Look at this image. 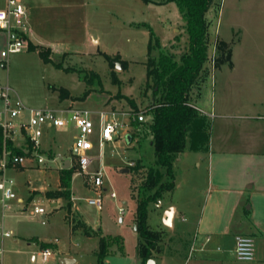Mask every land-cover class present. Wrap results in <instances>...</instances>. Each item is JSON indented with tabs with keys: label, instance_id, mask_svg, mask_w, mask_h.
Here are the masks:
<instances>
[{
	"label": "rangeland",
	"instance_id": "obj_1",
	"mask_svg": "<svg viewBox=\"0 0 264 264\" xmlns=\"http://www.w3.org/2000/svg\"><path fill=\"white\" fill-rule=\"evenodd\" d=\"M23 2L29 11L32 12L33 8L37 14V27L33 24L37 34L35 45L46 51L51 47L53 59V62H44L38 50L29 49V43H33L30 41L20 52L10 54L7 67H0L1 83H8L26 107L57 108L71 102L93 111L91 117L97 125L96 112L101 109L116 110L122 117L127 116L123 112L145 111L154 99L153 90L146 85L151 32L137 24H149L160 41V47L177 58L188 50L186 22L173 1ZM2 3L0 0V7ZM207 20L209 60L192 86L190 96L207 115L199 116L200 120L204 119L199 133L196 125L191 127L185 151L175 160V189L164 194L160 200L162 206L155 202L149 205L148 224L153 229L163 225V208L171 202L179 208L176 229L187 226L191 232L201 215L224 223L226 207L222 209L220 203L229 201L227 197H232L233 193L214 188L209 182L210 174L222 187L247 191L248 196L243 200L246 204L237 211L235 223L246 219V208L253 202L264 226V195L250 196L249 190L252 189L248 188L253 181L257 188L264 186V0H215ZM5 47L6 36L0 32V56ZM228 52L231 53L230 60ZM158 53L157 48L152 54L158 56ZM106 55H119L121 59L114 58L110 64ZM54 62L62 64V67H57ZM112 73L118 82L113 81ZM61 88L67 89L70 97L62 98ZM87 90L90 93L86 99L78 98ZM126 97L132 98L136 105ZM138 129L133 124L129 128L131 135L134 134L130 143L124 136L106 143L103 160L96 158L89 168L92 172L102 165L104 167L103 187L106 191L101 206L89 202V198L97 195L88 174L74 171L72 190L83 218L95 229L100 228L104 235L123 238V251L118 245H113V252L104 264L140 262L137 250L140 238L136 229L138 202L131 192L139 174L135 177L133 169L139 162L144 165L152 163L156 156L151 138ZM77 133L73 123L64 128L44 126L40 152L47 159L52 154L61 153L59 161L72 159L75 162L72 146ZM92 141L91 155L97 157V132ZM23 147L26 148L27 143H23ZM126 168L128 170L123 171ZM40 169L8 167L0 173V180L3 176L14 180L17 195L8 201L10 207L5 212L0 203V247L4 248L0 263L42 264L38 245L44 240L52 245L46 247L51 249L46 264H59L60 256H72L69 258L77 260L74 264H98V237L88 238L81 230L72 232L66 218L68 206L64 197V206L59 207H53L51 200L39 192L29 200L31 193L41 186L48 189L58 186L57 169ZM189 178L190 182L186 184L184 179ZM112 191L117 193L116 198L110 196ZM20 196L25 200L23 204L18 202ZM71 203L74 205L73 196ZM36 204L45 208V216L33 212ZM120 207H123V213ZM183 212L187 219L182 218ZM2 231H11L12 236H3ZM177 234L172 239H179ZM251 236L255 243L256 261L260 254H264V235L257 232ZM34 255L37 256L36 261L33 260ZM260 264H264V260Z\"/></svg>",
	"mask_w": 264,
	"mask_h": 264
},
{
	"label": "trees",
	"instance_id": "obj_2",
	"mask_svg": "<svg viewBox=\"0 0 264 264\" xmlns=\"http://www.w3.org/2000/svg\"><path fill=\"white\" fill-rule=\"evenodd\" d=\"M145 2L166 3L175 2L186 22L189 46L188 50L177 58L173 53L160 47V41L155 35L152 27L147 23L137 24L138 27L145 26L151 32L148 48L147 65V88L153 90L154 99L145 111V121H133L132 124L143 131L151 138V143L155 151V160L148 165L136 163L133 171L139 174V178L134 180L132 196L137 200L136 229L139 234L138 255L142 259V264H146L148 259L155 257V251L163 239V233L153 230L148 224V208L152 202L158 203L166 192L173 191L176 187V172L174 169L175 160L183 153L186 147L187 136L193 125H196L197 133L200 132L204 119L203 116L191 103L192 86L201 76L205 65L209 60V23L207 14L213 6L215 0H143ZM224 44V43H223ZM50 48V47H49ZM159 49L158 56L152 53ZM30 50H38L44 62H53L51 48L43 50L42 47L29 43ZM230 52L227 53L230 60ZM109 63L113 64L114 58L106 55ZM231 63V62H230ZM57 67L62 64L55 63ZM232 64V63H231ZM70 70V68H65ZM113 81L119 79L112 73ZM88 76H86L87 79ZM93 76L88 78L92 80ZM90 91L87 90L80 99H86ZM62 98L70 97L67 89L61 88ZM121 97L124 95L119 94ZM132 105L135 101L126 97ZM196 104V103H195ZM200 123V125H199ZM201 126V127H200ZM138 134V133H137ZM134 134H132V139ZM31 143L32 146H29ZM9 148L16 153H29L35 147L32 142L27 141V147H15L12 141L7 142ZM4 149V134L0 127V154ZM75 168L73 166L60 170L61 188L58 191L48 193L50 196L64 197L67 200L68 216H71L72 199V179ZM54 194V195H53ZM73 228L82 227L84 234L98 237V249L96 251L98 264H104L106 258L113 252L111 247L118 245L123 251V238L121 236L104 235L101 230H94L81 219L73 217ZM43 248L51 247V243L42 242Z\"/></svg>",
	"mask_w": 264,
	"mask_h": 264
},
{
	"label": "built area",
	"instance_id": "obj_3",
	"mask_svg": "<svg viewBox=\"0 0 264 264\" xmlns=\"http://www.w3.org/2000/svg\"><path fill=\"white\" fill-rule=\"evenodd\" d=\"M2 2L4 5L0 7V32L6 36V47L1 51L0 67H7L10 54L20 52L30 42L31 26L23 0H2ZM0 103V127L4 134V149L0 154V172L4 173L8 167H26L32 160H38L39 163L44 162L45 156L39 153L44 126L64 128L73 123L78 130L72 146L76 161L73 162L70 159V163L78 173L88 174L90 185L97 195L89 198V202L97 206L102 205L103 193L106 191V188L103 187L104 167L102 165L99 169L90 172V166L96 158L103 160L106 143L113 142L130 133L129 128L133 121L142 122L146 119V110L134 114L123 112L127 116L122 117L121 113L116 110L101 109L96 112L98 115L97 125L91 117L93 111L72 104L57 108L26 107L8 83L0 84ZM191 105L202 115H207V112L197 104L191 103ZM96 132L99 146L97 157L91 155L94 148L92 136ZM28 140L33 143L35 149L24 154L13 152L7 144L8 141H12L15 147H23V143H27ZM0 191V203L5 212L10 207L8 201L17 196L14 191V180L3 176L0 180ZM110 196L116 198L117 193L112 191ZM33 212L43 215L46 213L45 208L37 204L34 206ZM120 212H124L123 207H120ZM1 233L5 237L12 236L11 231H2ZM207 240L210 238L208 237ZM194 250L193 245L190 253L192 254ZM234 251L238 260L254 261L256 248L253 237L247 234H237ZM50 254L51 249L49 248L39 251L42 264L49 261ZM3 255L4 248L0 247V259L3 258Z\"/></svg>",
	"mask_w": 264,
	"mask_h": 264
},
{
	"label": "crops",
	"instance_id": "obj_4",
	"mask_svg": "<svg viewBox=\"0 0 264 264\" xmlns=\"http://www.w3.org/2000/svg\"><path fill=\"white\" fill-rule=\"evenodd\" d=\"M3 5L4 3H2V6ZM26 9L29 17V23L31 26L30 41H32L34 44H37V41H35V39H37V34L33 29L34 27L33 24L37 27V22H38L37 14L35 13L33 8H32L33 10L32 12L29 11L27 6ZM0 84H2L1 81ZM69 104H71V102L66 105ZM193 147L194 146L191 145V149H193ZM196 149H200V148H196ZM39 153L45 156L44 153L40 152V148H39ZM198 154L201 155V152L199 151ZM61 156H62L61 153L55 155L52 154L50 156V159H47L45 156L46 159L42 163H39L38 160H32L27 164L26 167H33L39 169L42 168L40 169L42 171L55 170V169L59 171V183L57 188L48 189L46 188V186H41V188L34 190L33 193H31L29 200L32 197H34L36 193L39 192L42 193L43 196H46L48 199L51 200V204L53 205V207L64 206V203L62 202V197L50 196L48 194L51 192L58 191L61 188L60 169L63 168V166L68 165V163H69V167L72 166L70 163V159H62L61 161H59L58 158ZM48 160L51 161V164L50 163L48 164ZM184 182L187 184V182H190V178L188 180L184 179ZM209 182L212 186H214V188H216L219 191H227L228 193L230 192L233 193L231 195L232 197H227L229 201L220 203L222 204V209H224L223 207H226V212H225L226 214H224L225 221L223 220L224 223H220L219 221L216 222L210 217L206 219L204 216L201 215L199 216L197 223H195L196 226L195 227L193 226V230H191V232L187 226H180L179 229H176L175 221L179 208L177 205H175L172 202L168 203L163 208L162 211L163 225L160 228H156V229L151 228L153 230H158L163 233V239L160 241L159 247L155 251L154 258L156 259L157 264H244V263H240L235 255V251H234L235 236L237 234L253 235L257 232L264 235L262 216L260 213L256 212L255 204L253 202L251 205L248 206V208H246V213L248 215L246 219L245 220L241 219L240 222L238 221L237 223H235V215L237 211L240 210L242 205L245 206L246 204L243 203L244 198L248 196L246 190L242 188L222 187V184L218 180L217 181L214 180L212 174H210ZM248 188L252 189L249 190L250 196L254 194L264 195V186L257 188L254 181L253 183L249 184ZM72 196L74 199V205L71 204L70 207L72 214L71 216H68V213L66 214V218L70 222L72 232L74 233L80 230L83 231L82 227H78L76 229L73 228V223H72L73 215L77 219H81L92 229L97 230L83 218V215L79 211L78 206L76 204L73 190H72ZM18 202L23 204L25 200L23 197L20 196L18 197ZM157 204L159 206L163 205L161 201H159ZM66 208L68 211L69 208L68 207ZM169 211H171V215H168ZM74 213H76L77 215H75ZM233 214H234V219L232 218ZM43 216H45V214ZM182 218L187 219V217L185 216V212H183ZM99 230L101 229L99 228ZM176 234L179 239H172V237ZM86 237L92 238L94 236L86 235ZM208 237L210 238V240H207ZM17 241L18 240L15 239V242ZM42 242H46V241L43 240ZM193 245L195 247V250L193 252V255L190 257L191 255L190 251ZM38 246L40 247V249L38 250L39 253V251L43 249V247L41 246V243ZM68 257H72V256H68ZM36 259L37 256L34 255L33 260L36 261ZM263 260H264V254L262 253L260 254V256L257 257V260L251 264H260L262 263ZM139 264H142L141 258Z\"/></svg>",
	"mask_w": 264,
	"mask_h": 264
},
{
	"label": "water",
	"instance_id": "obj_5",
	"mask_svg": "<svg viewBox=\"0 0 264 264\" xmlns=\"http://www.w3.org/2000/svg\"><path fill=\"white\" fill-rule=\"evenodd\" d=\"M125 138H126L127 143H130L132 141V135H131V133H127L126 136H125ZM63 167L64 168L69 167V163H68V165H65ZM125 170H128V169L127 168L126 169H123V171H125ZM168 215H171V211L168 212ZM58 263L59 264H74V263H76V259L69 258V257H64V256H60L58 258ZM146 264H157V261H156L155 258H150V259H148V261L146 262Z\"/></svg>",
	"mask_w": 264,
	"mask_h": 264
}]
</instances>
